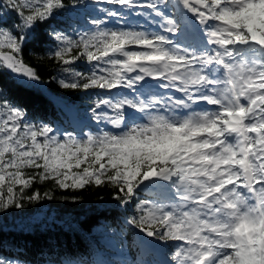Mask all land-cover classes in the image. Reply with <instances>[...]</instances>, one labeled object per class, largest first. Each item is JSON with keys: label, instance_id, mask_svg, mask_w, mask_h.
<instances>
[{"label": "snow or ice", "instance_id": "6c2138e0", "mask_svg": "<svg viewBox=\"0 0 264 264\" xmlns=\"http://www.w3.org/2000/svg\"><path fill=\"white\" fill-rule=\"evenodd\" d=\"M110 2L149 8L163 18L166 33L181 31L179 20L160 12L158 0ZM180 2L196 21L202 45L182 47L147 30L100 29L95 20L97 30L78 40L55 34L62 42L53 53L58 61L95 62L90 74L66 67L71 79L60 80L63 88L134 89L150 77L182 94L100 100L97 107L106 105L114 115L93 109L94 119L117 132L56 134L47 124L26 122L24 110L0 88V210L23 207L25 190L37 181L52 180L61 189L107 183L122 203L142 188L163 186L170 202L140 201V214L129 223L147 237L180 242L167 264H264V0ZM4 7L16 12L19 24L7 27L0 16V67L39 80L23 60V46L64 0H0ZM125 106L137 110L141 122L128 123ZM42 198L52 196L35 191L27 197Z\"/></svg>", "mask_w": 264, "mask_h": 264}, {"label": "trees", "instance_id": "16d2710c", "mask_svg": "<svg viewBox=\"0 0 264 264\" xmlns=\"http://www.w3.org/2000/svg\"><path fill=\"white\" fill-rule=\"evenodd\" d=\"M101 1L64 0L62 9L36 25L23 46L24 62L39 76L36 82L26 83L22 76L0 67L4 97L24 110L26 122L37 126L47 124L55 132H69L78 138L86 136L77 122L94 115L100 93L106 89H71L60 85L61 79H71L70 73L64 70L66 67L90 74L95 62L88 64L81 58L64 65L58 61L53 53L62 42L55 39V34L78 40L80 34L96 31L97 27L85 25L84 20H94L91 10L96 6L104 8ZM0 16L7 27L19 24L16 12L6 7L0 8ZM16 31L21 33L20 29ZM78 51L75 49L71 55ZM25 171L31 174L36 170ZM35 191L42 196L47 192L52 199L28 200ZM117 191L107 183L83 189H61L52 180L35 182L25 190L23 207L0 210V261L4 264H123L122 258L116 255L124 256L127 264L152 261L139 242L142 232L129 220L139 216L140 201L159 199L153 190L142 188L130 202L122 203L116 198ZM120 195L123 197V193ZM168 247L172 252L175 250Z\"/></svg>", "mask_w": 264, "mask_h": 264}, {"label": "rangeland", "instance_id": "374dc122", "mask_svg": "<svg viewBox=\"0 0 264 264\" xmlns=\"http://www.w3.org/2000/svg\"><path fill=\"white\" fill-rule=\"evenodd\" d=\"M148 0H135L136 4H146ZM107 12L105 16H98V23L101 22H107V23H113V24H118L120 27H126L130 30H147L149 32L153 33H161V34H167L169 35V38L173 40L174 43H177L181 45L182 47L188 46V40L186 35L192 34L193 33V46H198L203 44V36L201 31L198 28V25L196 21L193 19L191 13H189L186 9L183 8L180 0H158V7L160 12L164 14L165 17L170 16L174 19L179 20L181 24V31L176 34H168L164 31V28L161 27L162 24H164V20L162 17L157 16L155 13L152 12L151 9L146 8V7H124L119 4H108ZM7 10V9H5ZM97 11V10H95ZM116 12L117 15H110V13ZM97 15V14H96ZM85 24L88 26H96V24H93L92 22H88L84 20ZM185 28V31H184ZM189 30V31H188ZM184 44V45H183ZM192 45V44H190ZM24 78V77H22ZM24 82L26 83H32L36 82V80H28L24 78ZM156 84L160 86L162 81H159L157 79L153 78H146L144 81L140 82L136 86L140 84ZM135 86V87H136ZM123 92L125 91L127 94H119L117 97L115 96V92ZM114 95H113V93ZM132 92V89L124 88V87H119L115 89H111V94H107L103 99H111L113 100V103H115L117 100H123L125 98L127 99H133V100H139L136 97H133L130 95ZM158 95V94H157ZM115 96L116 98H114ZM124 96V97H121ZM101 112H106L108 115L112 116L114 115L113 111L108 108L106 105H100ZM135 109H132L131 107L125 106L123 109V114L126 116L127 114H131ZM102 122L106 124L108 121L102 120ZM94 126L99 127V124L96 122H93ZM145 189H153L159 194L160 197H163V200H166L167 198L170 197L171 193L169 192L168 189H166L163 186H148L145 187ZM168 202L169 199H168ZM139 238L141 242H144L147 247H149V251H152V254L155 255L158 258V263L159 264H167L170 260L168 259L167 256V249L163 247V243L166 242H161L158 239H154L151 237H147L143 233L139 235ZM10 264V263H9Z\"/></svg>", "mask_w": 264, "mask_h": 264}]
</instances>
